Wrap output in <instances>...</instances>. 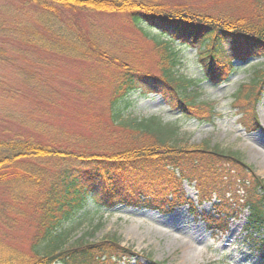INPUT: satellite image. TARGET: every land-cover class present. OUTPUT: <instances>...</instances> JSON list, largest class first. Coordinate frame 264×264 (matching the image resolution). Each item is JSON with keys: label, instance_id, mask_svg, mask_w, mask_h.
I'll return each instance as SVG.
<instances>
[{"label": "trees", "instance_id": "trees-1", "mask_svg": "<svg viewBox=\"0 0 264 264\" xmlns=\"http://www.w3.org/2000/svg\"><path fill=\"white\" fill-rule=\"evenodd\" d=\"M25 1L46 11L49 21L57 18L56 7L68 9L73 17L78 10L123 14L151 41L156 61L151 66L136 65L111 57L104 47L103 29H91L90 18L84 20L85 29L77 30L75 22L70 26V32L76 36L74 44L71 43L73 47L69 48L74 57L84 61L100 58V66L107 59L105 64L117 70L108 76L113 81L107 87L106 120L90 119L94 124L91 141L76 133H65L45 121L44 106L52 104V99L50 82L44 77H38L37 73L35 78L24 76L28 86H36V105L31 118L19 114L16 107H9L19 95L18 88L7 78L0 81V113L3 106L6 110L0 115V225H4L0 230L9 223L32 222L28 257L21 259L11 246L1 241L0 264H102L105 257L108 264H119L131 252L118 251L120 247L113 237L102 243H85L86 247L78 244L73 249H65V245L91 224L102 209L118 204L161 211L188 204V209L194 211L193 202L183 190V182L194 183L199 200L217 197L213 214L203 216L206 228L213 234L226 233L230 222L239 218L243 208L248 210L244 229H264V182L251 166L242 163L235 152L210 146L207 141L199 144L197 150L209 157L182 152L178 122L134 113L132 98L137 91L144 95L159 94L174 114L199 123L212 122L216 116L213 105L198 99L196 86L201 79L178 73L180 54L173 44H197L202 76L214 84L225 82L234 73L235 62H246L264 53V27L255 23L258 20L248 21V18L264 17V0H253L248 15L235 13L234 16L211 12L191 0ZM67 23L70 24V17ZM262 65L253 70L250 82L240 86L234 95L237 101L234 108L243 115L238 122L247 132L258 128L252 102H258L264 90V62ZM99 78L102 79L97 86L104 87L105 78L102 75ZM47 85L49 90L45 91ZM8 121L17 122L18 127L26 130L19 133ZM73 151H79L75 155L80 158L78 166L49 170L42 164L34 163V167L25 164L27 158L69 156ZM130 153L135 156L119 157ZM234 162L243 164L251 179L249 183L242 182L245 196H232L229 201L225 200L226 193L220 191L218 182L233 177L231 171L237 173L235 179L241 182L238 174L241 171L228 166ZM82 235L75 239L82 242L83 237L89 238V232ZM245 240L250 250H264V237L249 232ZM18 258L21 262L16 261Z\"/></svg>", "mask_w": 264, "mask_h": 264}, {"label": "rangeland", "instance_id": "rangeland-1", "mask_svg": "<svg viewBox=\"0 0 264 264\" xmlns=\"http://www.w3.org/2000/svg\"><path fill=\"white\" fill-rule=\"evenodd\" d=\"M191 1L211 12L231 16L236 15L235 13L248 15L250 5L253 3V0ZM56 8L57 18H50L49 21L46 19V11L37 8L33 3H27L25 0H0V81L7 78L18 88L19 95L9 107H16L19 114L31 118L32 109L36 105L34 100L37 96L36 86H28L24 82V76L33 75L35 78L37 73L38 77H44L50 82L49 94L52 99V104L47 103L44 106L47 113L44 117L45 121L65 133H76L75 135L91 141L94 137L91 133L94 124L90 119L94 122L106 120V100L109 91L107 87L113 81L108 76L117 70L105 64L104 60L107 59L102 60L100 66V58L84 61L79 56L74 57L69 48L73 47L76 36L70 32V26L75 22L77 30L85 29L87 23L84 20L90 18L88 21L93 23H89L91 29L104 31L106 36L104 47L107 49V54L126 60L128 63L151 66L156 61L155 52L147 36L141 34L123 14L83 13L78 10L73 17L68 9ZM68 17L70 24L67 23ZM248 21L264 27V17H252L248 18ZM153 33L156 31L153 30ZM40 38L46 41L40 42ZM173 46L180 54V63L177 64L178 73L201 79L196 86L199 91L198 99L213 105L216 112L214 120L199 123L196 120L184 119L174 114L173 109L169 107L170 104L166 103L161 95H144L138 91L132 95L135 100L134 113L143 116L156 115L164 121H177L179 141L183 143L181 147L184 149L182 152L209 157L208 154H202L204 152L197 150L200 148L199 144L207 141L210 146L235 152L242 163L251 166L254 174L264 182V90L261 99L256 103L252 102L259 120V128L256 131L247 133L243 130L238 123L239 117L243 115L234 108L237 106V101L234 99L236 91L240 86L245 87L250 82L254 69L263 66L264 53L243 64L236 63V69L231 77L221 84H214L202 76V67L197 58L199 54L197 44L189 46L175 42ZM99 73L106 80L104 87L97 86L102 79L99 78L101 76ZM48 90L47 85L45 91ZM38 92L41 94L40 90ZM247 105L249 107V104ZM4 111H6L5 106L1 108V113ZM8 123L14 130H19V133L26 130V127H18L17 122L8 121ZM78 152L73 151V155L69 156L27 158L25 164L32 167L34 163L42 164L43 168L48 167L49 170H59L70 165L78 166L80 158L75 156ZM131 156L135 154H122L119 157ZM219 163L222 164L221 161ZM228 166L241 171L238 173L241 182L235 179L237 173L231 171L233 177L218 182L219 189L226 193L225 200L231 201L232 196L243 198L245 195L241 190L242 182L249 183L251 173L243 164L234 162ZM184 186L183 190L195 202L196 187L186 184ZM88 200L90 202L91 198L89 197ZM216 201L217 197L211 202L197 205L195 212H190L186 205L172 211H153L120 204L114 208L102 209L91 224L88 223L66 243L65 249H73L78 244L86 247L85 243H102L107 238L113 237L120 247L118 251L127 249L138 252V255L142 252L155 263L165 261V264H264V257L258 251L249 250L250 246L245 240L249 232L256 237H264V229L250 231L244 229L245 217L248 215L245 208L243 214L230 223L225 234L217 233L212 236L206 229L200 218L202 214L210 213ZM239 203L243 204V201L239 199ZM91 215L92 213L89 217ZM31 224L32 222L29 221H18L15 225L9 223L6 228L0 230V242L4 241L9 247L11 246L21 259L30 254L28 246L32 232ZM85 232H89L88 239L83 237L82 242L80 239H75ZM133 259L125 261L126 264L132 263ZM16 261L21 262L19 258ZM142 261L146 263V259L142 258ZM125 262L120 260L119 264ZM108 263L105 257L102 264ZM136 264H139L138 260Z\"/></svg>", "mask_w": 264, "mask_h": 264}]
</instances>
